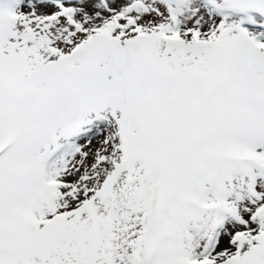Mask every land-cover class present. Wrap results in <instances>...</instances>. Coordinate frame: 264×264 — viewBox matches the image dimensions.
<instances>
[{
	"label": "snow or ice",
	"instance_id": "1",
	"mask_svg": "<svg viewBox=\"0 0 264 264\" xmlns=\"http://www.w3.org/2000/svg\"><path fill=\"white\" fill-rule=\"evenodd\" d=\"M0 264H264V0H0Z\"/></svg>",
	"mask_w": 264,
	"mask_h": 264
}]
</instances>
